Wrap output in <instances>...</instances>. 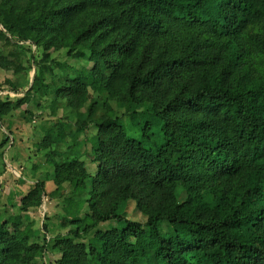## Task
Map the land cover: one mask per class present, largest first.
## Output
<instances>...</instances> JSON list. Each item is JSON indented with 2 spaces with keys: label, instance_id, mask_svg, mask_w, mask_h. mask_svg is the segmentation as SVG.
<instances>
[{
  "label": "trees",
  "instance_id": "16d2710c",
  "mask_svg": "<svg viewBox=\"0 0 264 264\" xmlns=\"http://www.w3.org/2000/svg\"><path fill=\"white\" fill-rule=\"evenodd\" d=\"M4 34L44 62L67 42L84 49L70 57L96 60L67 67L57 89L76 127L96 131L97 164L94 175L78 159L55 165L57 191L75 183L80 198L64 208L58 264H264V0H1ZM14 57L0 51V68L20 72ZM19 106L0 101V122ZM68 129L56 123L40 148L56 154ZM47 179L22 211L43 205ZM131 202L146 223L124 216ZM164 222L182 233L163 237ZM10 224L0 264H34L47 240ZM92 233L97 245L80 242Z\"/></svg>",
  "mask_w": 264,
  "mask_h": 264
},
{
  "label": "rangeland",
  "instance_id": "374dc122",
  "mask_svg": "<svg viewBox=\"0 0 264 264\" xmlns=\"http://www.w3.org/2000/svg\"><path fill=\"white\" fill-rule=\"evenodd\" d=\"M1 1V0H0ZM0 51L5 56L13 54L14 60L21 64L20 72L15 69L0 68V101L11 102L16 107L11 116L0 122V145L3 157L0 158V224L9 221L11 230L14 225L25 229L32 226L35 231L33 243L45 244L46 251L37 256L34 264H58L61 255L51 251L55 239L66 235L67 231L60 227L65 216L66 206H75L80 200L75 195V183L64 185L62 192L57 191L52 174L56 164H63L78 159L83 161L88 172L94 175L97 164L94 162L96 131L93 127L81 129L76 127V118L64 102L58 100L57 89L67 80L68 68H87L91 70L95 58L88 52L87 59L70 57L69 52L84 51L67 42L60 52H52L44 62L43 52L25 44L14 46L7 43V35L0 36ZM113 115L123 119L126 130L131 137L142 138L139 127L125 115V108L112 102ZM56 123L69 125L67 139L59 145L56 154L51 150L40 148L42 141L53 133ZM49 173V174H47ZM48 176L46 196L40 208L22 211V199L35 187L38 180ZM180 202L186 199L180 187L177 193ZM124 216L134 222L146 223V217L131 202ZM86 211L82 217L86 216ZM47 224V230L43 225ZM114 222L101 224L99 229L107 231ZM73 229V228H72ZM163 237L174 233H182L180 228H173L169 223L160 225ZM81 243L97 245L95 233L85 236Z\"/></svg>",
  "mask_w": 264,
  "mask_h": 264
}]
</instances>
